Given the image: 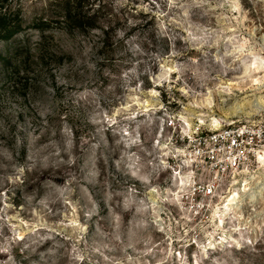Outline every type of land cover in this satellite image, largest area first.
<instances>
[{
    "label": "clouds",
    "instance_id": "1",
    "mask_svg": "<svg viewBox=\"0 0 264 264\" xmlns=\"http://www.w3.org/2000/svg\"><path fill=\"white\" fill-rule=\"evenodd\" d=\"M0 12V264H264V0Z\"/></svg>",
    "mask_w": 264,
    "mask_h": 264
},
{
    "label": "trees",
    "instance_id": "2",
    "mask_svg": "<svg viewBox=\"0 0 264 264\" xmlns=\"http://www.w3.org/2000/svg\"><path fill=\"white\" fill-rule=\"evenodd\" d=\"M18 25L12 15L0 12V41L6 42L17 31Z\"/></svg>",
    "mask_w": 264,
    "mask_h": 264
},
{
    "label": "rangeland",
    "instance_id": "3",
    "mask_svg": "<svg viewBox=\"0 0 264 264\" xmlns=\"http://www.w3.org/2000/svg\"><path fill=\"white\" fill-rule=\"evenodd\" d=\"M14 39H15V37H14V35L12 36V38H10V39H8V41H6V42H12V41H14Z\"/></svg>",
    "mask_w": 264,
    "mask_h": 264
}]
</instances>
